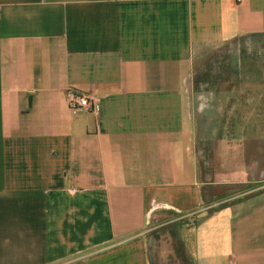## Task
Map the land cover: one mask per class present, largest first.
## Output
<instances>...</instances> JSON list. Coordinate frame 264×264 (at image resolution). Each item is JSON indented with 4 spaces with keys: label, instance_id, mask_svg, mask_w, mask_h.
I'll use <instances>...</instances> for the list:
<instances>
[{
    "label": "crops",
    "instance_id": "obj_1",
    "mask_svg": "<svg viewBox=\"0 0 264 264\" xmlns=\"http://www.w3.org/2000/svg\"><path fill=\"white\" fill-rule=\"evenodd\" d=\"M263 33L264 0H0V264H148L158 208L192 264H264V141L207 148L190 103L201 47Z\"/></svg>",
    "mask_w": 264,
    "mask_h": 264
},
{
    "label": "rangeland",
    "instance_id": "obj_2",
    "mask_svg": "<svg viewBox=\"0 0 264 264\" xmlns=\"http://www.w3.org/2000/svg\"><path fill=\"white\" fill-rule=\"evenodd\" d=\"M192 83L190 103L207 148L212 144L222 149L227 145V150L233 147L239 159L249 153L244 160L258 168L256 165L263 163L260 151L264 141V33L258 38L201 47L194 55ZM214 130L216 136L210 135ZM257 186L256 182H246L227 190L214 188L219 192L211 189L209 194L222 199L237 197L252 188L257 191ZM221 205L215 203L204 211ZM195 220V213L154 210L142 235L148 264H192L190 228Z\"/></svg>",
    "mask_w": 264,
    "mask_h": 264
},
{
    "label": "built area",
    "instance_id": "obj_3",
    "mask_svg": "<svg viewBox=\"0 0 264 264\" xmlns=\"http://www.w3.org/2000/svg\"><path fill=\"white\" fill-rule=\"evenodd\" d=\"M66 98L68 106L73 109H86L89 111H93L95 109V102L88 96V94L67 91Z\"/></svg>",
    "mask_w": 264,
    "mask_h": 264
}]
</instances>
